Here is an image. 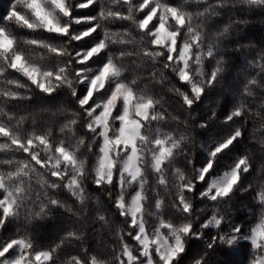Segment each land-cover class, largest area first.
I'll return each mask as SVG.
<instances>
[{"label": "clouds", "instance_id": "clouds-1", "mask_svg": "<svg viewBox=\"0 0 264 264\" xmlns=\"http://www.w3.org/2000/svg\"><path fill=\"white\" fill-rule=\"evenodd\" d=\"M126 7L136 15L112 23L118 37L109 38L104 61L119 75L103 92L96 88L93 111L122 84L133 92V117L136 104H151L148 119L119 149L118 116L96 131L75 93L83 79L87 96L90 76L103 65L73 75L74 87L54 98L33 92L25 108L60 105L76 113L77 131L60 143L73 159L45 170L60 172L59 180L49 177L54 194L33 200L27 224L10 227L61 242L56 264H264V228L257 227L264 225V0H139ZM157 9L149 27L146 17ZM161 26L167 39L156 46ZM65 47L69 55L83 51L71 39ZM21 50L31 58L30 48ZM119 107L123 115L122 98ZM45 134L56 144L60 132L47 125ZM164 147L170 154L160 160Z\"/></svg>", "mask_w": 264, "mask_h": 264}, {"label": "snow or ice", "instance_id": "snow-or-ice-1", "mask_svg": "<svg viewBox=\"0 0 264 264\" xmlns=\"http://www.w3.org/2000/svg\"><path fill=\"white\" fill-rule=\"evenodd\" d=\"M138 2L9 0L8 10L0 15V264H56L54 252L62 246L61 242L52 245L43 237L37 238L26 227H10L21 220L27 224L30 208L36 209L33 200L41 204L54 194L49 177L59 180L60 172L52 170L46 174L45 170L62 169L61 160L67 163L73 159L60 143L77 131L76 113L60 105L25 108V104L32 103L33 92L46 99L54 98L74 87L73 75L80 78L84 76L82 69L103 65L90 76L87 96L83 95L87 82L83 79L80 81L81 91L75 93L80 108L90 110V118H94L97 125L96 131H100L101 123L107 126L112 116H118L120 132L114 143L119 149L134 140L141 121L148 119L151 104H136L133 117L134 95L122 84L115 88L107 105L93 111L96 88L103 92L111 87L108 78L119 75L115 64L104 63L109 38L115 42L118 37L112 30V23L127 22L134 17L135 10L126 5ZM145 11L146 6L141 9V18H145ZM157 12L159 9L146 17L151 21L149 27L155 26ZM69 39L72 48L83 49L79 55L76 52L69 55L70 50L65 47ZM166 39L167 33L161 26L154 45L161 46ZM21 44L32 50L31 58L21 50ZM70 68L75 71L70 72ZM183 79L186 80L187 76ZM121 98L126 105L123 115L119 107ZM47 125H51L53 130L59 129L60 134L55 136L56 144L52 143L53 137L45 134ZM233 142L230 140L217 148L213 155L227 150ZM105 143L110 146L112 142L106 140ZM166 154H170L169 149L164 147L160 160ZM211 167L204 169L205 180ZM257 227L264 228V225Z\"/></svg>", "mask_w": 264, "mask_h": 264}, {"label": "trees", "instance_id": "trees-1", "mask_svg": "<svg viewBox=\"0 0 264 264\" xmlns=\"http://www.w3.org/2000/svg\"><path fill=\"white\" fill-rule=\"evenodd\" d=\"M9 8V0H0V15L4 14Z\"/></svg>", "mask_w": 264, "mask_h": 264}]
</instances>
